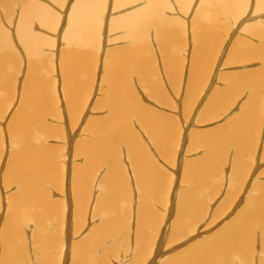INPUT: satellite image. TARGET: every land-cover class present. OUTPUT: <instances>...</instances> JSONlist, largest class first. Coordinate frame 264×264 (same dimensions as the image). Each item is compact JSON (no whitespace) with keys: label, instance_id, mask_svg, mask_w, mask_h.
<instances>
[{"label":"bare ground","instance_id":"bare-ground-1","mask_svg":"<svg viewBox=\"0 0 264 264\" xmlns=\"http://www.w3.org/2000/svg\"><path fill=\"white\" fill-rule=\"evenodd\" d=\"M49 1L0 0V113L10 98L12 102L15 99L16 95L13 93L15 88H18L19 80L21 83L19 87L22 86L17 96V99H20L18 106L15 111L13 110L14 113L6 118L8 132L11 134L16 132L18 135L17 138L10 136L11 143L20 144L21 149L11 153L6 175L0 176L1 197L3 185L9 188L17 187L12 189L14 193L10 192L11 194L7 195L8 213L4 222H0V239L2 240L0 264H32V261L35 264H55L54 253L52 256L45 253L43 257L36 252L32 253L31 243L25 239V228L21 219H30L29 217L32 216L35 217V221L36 218L42 220L45 211L48 213L50 209L58 210L64 207L53 198L52 194L53 189L61 187L59 183L62 180L59 178L64 177L63 172L70 175V188L73 194L70 196L76 201L74 210L78 217L77 227H81L82 224H79L83 221L84 215L88 218L87 215L92 212L97 221L98 218L100 219L98 225L94 224L89 234L72 244L71 264H114L111 253L114 249L117 250L115 247L119 245L118 240L121 236L123 237V248H126L129 241L128 227L126 229L120 226L129 215L123 211L128 210L130 213L133 209L136 211L135 231H133L135 247L132 254L133 260L128 264L144 262L146 264H251V259L253 261L254 258L257 264H264L262 256L264 246L261 243L262 248L259 250L257 246V242L264 237V181L253 186L252 197L248 198L246 206L239 209L234 218L227 220L211 234L196 239L161 261V257L169 251L162 249L165 239L160 237V230L158 231L161 228V214L157 209L159 207L163 209L168 202L165 194L168 177L167 172L160 168L161 166L159 167L154 158L149 138L152 139L155 153L169 160L173 149L172 143L178 135V126L170 117L167 118L157 112L147 102L143 103L140 97H144L145 101L152 99L144 94L141 96L139 90L142 85L148 86L151 82L150 66L155 62L154 58L156 61L160 59L154 55L155 52L153 54V51L161 50L166 57L164 63L166 78L171 83L179 82L180 84L183 81L186 77V69H183L186 68L185 65L188 64V70H195L197 75L194 78L198 80L197 83L190 79L196 83L195 87L191 86L193 83L190 84L191 88L187 85L191 98H194L201 84L206 86V83L212 82L214 70L209 73L211 75L209 79L206 77L211 67L209 64H211L210 61L215 64V59L220 57L221 51L215 50L216 40L210 35L213 27L215 28L219 19L223 24L225 20H234L233 18L244 13L246 9L253 10L250 20L253 19L254 22L249 25L248 19L244 28L249 29L250 34L259 36L260 40L257 45L249 42V54L242 51L241 55H237L239 53L236 51L237 54H234V57L235 62L245 57H249V60L260 57L263 65L258 70H256L257 67L252 72H246L247 75L237 74L238 72L235 75L229 74L230 87L215 90L211 94L209 101L217 103L221 100V105L224 106L226 101V104L231 103V96L235 99L239 96L238 94H244L243 92L248 89L246 92L248 100L237 110L241 115L233 119L234 128L231 131L228 128L231 136L229 133L226 137L224 134L219 137L214 135L215 133L208 136L195 133V140L206 144V152L202 158L185 164L184 180L192 186L194 191L178 193L180 198L179 201L177 200V220L173 223L175 229L173 228L174 232L171 234L173 238H177L186 229L194 226L197 220L199 223V219L205 217L206 210L204 211L203 207L207 208L208 199L203 198L202 193L211 182L210 175L214 172L213 167L218 165L217 161H222L224 156L232 157L237 165L236 162L242 155L249 153L251 148L257 145L253 144V147L249 145V140L253 137L249 133L251 128L249 126L252 125L251 119L254 116L253 113H249L252 110V105L249 107V97L258 99L255 103L259 109L260 102L257 94L264 89V0H73L71 4L65 0H52V4H59L56 9ZM191 2H194L191 8L195 7L192 9L193 15L185 22L175 15V11H184L183 8L190 6ZM67 3L70 6L62 26L61 16L66 11ZM177 3L182 5L181 10L177 8ZM63 5L65 8L62 12ZM104 10H107L106 15ZM108 12L109 18H107ZM187 26L189 30L194 31L197 41L190 63L184 56L178 54V58L175 55L176 43L181 36H184ZM53 31L57 35H62L60 49L57 35ZM105 35H109L105 42L106 44L108 41L106 48ZM113 40L116 43H113ZM219 49L222 47L220 46ZM58 50L57 68L54 57ZM102 50L104 55L100 61L103 65L100 92L103 91V95L96 97L89 108L92 113L100 112L101 116L90 117L80 132V135L84 137L78 138L71 144L73 131L84 119L85 109L88 108L95 89H99L97 83L101 68L98 62L100 57L102 58ZM43 71L50 74V77L47 75L49 80L45 79ZM19 73L23 74V77L19 76ZM203 74H206L204 78H202ZM205 77L208 81H205ZM151 93L153 99H158L162 98L164 91L159 83H155L152 85ZM235 95L237 96L234 97ZM165 97L169 100L167 96ZM163 101L165 102L164 99ZM255 103L253 104L256 105ZM4 115L6 117V114ZM133 120L136 126H139L140 122L142 129L148 131L150 136L145 132L140 135H147V137L137 136L139 133L134 134L133 128L131 129ZM136 120L139 122L137 123ZM39 128L40 132H38ZM186 128L188 129V126ZM41 139L43 145L37 141ZM48 141L69 143L71 147L74 145L73 157L81 162H75L72 166L68 165V169L60 165L65 169L62 168L64 171L61 168L58 169L60 157L56 153L57 146L47 145ZM145 141L149 143V148L144 145ZM124 143L127 145L121 147ZM230 143L236 148L230 151L231 156H228L226 152L232 146ZM42 146H44L43 150H41ZM245 162H247L246 159ZM247 164L250 166L251 163ZM249 166H247L248 171H251ZM104 169V174L97 178L96 176H99ZM115 169H118L117 176L113 174ZM263 172L264 170L262 174ZM19 176L20 178L16 179ZM96 178L103 182L102 186L99 185L100 191L95 190ZM15 183L19 184L15 186ZM134 196L138 197L137 200ZM124 198L129 201V205H123L121 200ZM237 198L239 200V197ZM4 200L5 198H0V215L1 208L5 204ZM221 209L224 208L221 207ZM110 212H114L115 215L113 213L110 215ZM55 220L52 223L57 227L59 223H55ZM68 228L67 224V231ZM49 229L51 232V228ZM35 230L32 240L37 239L41 242L42 235H38L39 231L36 228ZM162 231L161 235L164 233ZM54 237L49 234L46 238L48 240L41 242L43 247L46 246V249L47 246L59 247L57 240L60 239ZM111 237L115 242L110 241ZM156 237L157 246L153 250L151 244ZM37 240L36 242H39ZM262 242L264 244L263 240ZM61 244L63 245V239L60 241ZM118 252L120 250H117Z\"/></svg>","mask_w":264,"mask_h":264},{"label":"rangeland","instance_id":"rangeland-1","mask_svg":"<svg viewBox=\"0 0 264 264\" xmlns=\"http://www.w3.org/2000/svg\"><path fill=\"white\" fill-rule=\"evenodd\" d=\"M51 1L52 0L49 1L51 6L54 9H56V6L59 4H55V3L52 4L53 2H51ZM194 1H196V0H194ZM65 2H68V3L70 2L69 4H71L73 2V0H65ZM68 3L66 4V6H67L66 11L63 12L65 5H63V7H61L62 12H63L62 16H61V18H63L62 26L66 21V19H65L66 13L68 12V7L70 6ZM191 3L192 4H190V6H186V8H183L184 11L181 10L182 5H179L180 3H177V8H179L181 11L176 10L175 15L179 16V19H182L185 22L190 20L191 16L193 15L192 9L195 8V7L191 8V6L193 5L194 2H191ZM251 11H253V10L246 9L244 11V13L238 15V17H236V18H233L234 20H230V19H229L230 21L225 20L226 22L224 21L223 24L221 23V21L219 19L215 28L213 27V30L210 33V35L212 36V38H214L216 40L214 46H215V50L217 52H218V50L221 51V52H219L220 57H219V59L218 58L215 59V64L214 63L212 64V61H210L211 64H209V65H211V67L209 68L208 74L206 77L209 79L211 77V75L209 73H211L214 70L213 72H215V73H214L213 78H212L213 83L211 81H209V82H211L210 86H208L209 82L205 84L206 86H202V84H201V86L199 88L200 90L198 91L199 93L197 92V94L194 98H191V95L189 93V91H190L189 86H190V84L193 83L194 86H193V84L191 86L195 87V85L198 81L196 78H194L197 75L195 73V70L190 71V70H188L189 69L188 64L185 65L184 67H186V68H183V69H186V72H185L186 77H184L183 81L181 82L182 84L181 83L179 84V82L171 83L166 78V70H165V64H164L166 57H165L163 51H161V50L153 51V54L155 52L154 55H157V58L160 57V59L156 61V59L154 58L155 62H153L150 66V69L153 72L152 73L150 71L151 74H149V76L151 77L150 78L151 82H149L148 86H145V85L141 86L140 85L141 88L139 90H140L141 96L145 95L149 99H152V100L145 101L146 99H143L144 97H140V95H139L142 102L143 103L147 102L157 112L162 113L167 118L170 117L171 120H173L177 123L178 130H179V131L177 130V133H178L177 138L175 137V140L172 143L173 149L171 151L170 159L169 160L167 159L168 161L165 160L164 158H162L159 153H155L156 150H155V147L153 146L152 139L149 138V140L152 144L151 151L154 153V158L156 159L159 167L161 166L160 168H162L165 172H167V177H168L167 178L168 186H167V189L165 191L168 202L166 205L163 206L164 207L163 209H162V207H159L160 210L157 209L161 214V220H160L161 221L160 222L161 228L158 229V231L160 230V237L162 236V238L165 239V242L163 244V248L162 247L161 248L163 250L169 251L161 257V261L163 259H165L166 257H168V256L178 252L179 250L185 248V246H187V244L189 245L191 242L195 241L196 239H198L200 237L202 238L205 235L211 234L212 232H214L215 230L220 228L227 220H229L230 218H234L237 211L241 208L243 209L246 206L247 201H249L248 198H250V196L254 193V191H252V190H254L253 189L255 187L254 185H257L261 181H264V172L262 174V171L264 170V158H260V157H264V155H263V153H264V151H263L264 150V102H263L264 101V89H262L257 94V96L259 95L258 98H259V102H260V103L258 102L259 106H260L259 109L257 108L258 106L256 104L258 99L254 98V97L251 98L252 96L249 97V99H250L249 107L252 105L251 106L252 110L249 113L254 114L253 118L251 119V120H253L252 125L249 126V127H251V128H249V130H250L249 133H251L250 134L251 137L253 136L249 140V142H250L249 145H251L252 147H253V144H255V145L257 144V145L255 147L251 148L249 153H244L242 155L241 159H239V161L236 162L237 165H235V161L232 159V157L224 156L222 161L221 160L217 161L218 165L213 167L214 172L210 175V179H211L210 181L211 182L207 184V186L204 188V193H202L203 198L208 199L207 200L208 201L207 208L203 207L204 211L206 210L205 211V214H206L205 217L201 218L202 221H201V219H199V223L197 220L195 222L194 226L190 227L189 229H186L182 234H180V236L178 235L177 238H173L174 236L171 235L175 229L173 226V223H175L177 220V216H176L177 215V202L179 201L178 199L180 198V195L178 193L181 192V193L185 194V193H192L194 191L192 186L189 185V183H187L184 180L185 164L188 161L198 160V159L202 158V156H204V154L206 152V144H203L200 141L197 142L194 138L195 133L197 132L200 135H206V136H208V134L215 133L214 135H218L219 137L220 136L222 137L224 135L226 137L228 135L229 131H231L234 128L232 126L233 119H235L240 114L237 110H239L241 108L240 107L241 104L247 103L246 101L248 100V98H247L248 94L246 93V92H248V89H246L245 92H243L245 95L244 94H238L239 96L235 95L234 97L237 96L235 99L233 98V96H231L232 97L231 103L226 104L227 103V101H226L224 103V106L221 105L222 104V102H220L221 100L217 101V103H212L211 101H209L210 97L212 96L211 94H213V91H215V90L226 89V88L230 87L231 78L228 76L229 74L235 75L236 72H238L237 74L244 73L245 75H247L249 72H252L253 69L258 67L256 69V70H258L263 65V63L260 60L261 59L260 57H255L251 60H249V57H245L241 61L235 62L236 58L234 57V54H237V52H238L239 54H237V55H241L240 52H242V51H243V53L249 54V42L250 43L252 42L251 43L252 45H257L258 41L260 40L259 36H256L254 34H250L249 29L244 28L245 24H247L246 21L248 19H249V25L254 22L253 19L250 20L252 17L250 15H253V13H251ZM106 12H107V10L106 11L104 10L105 15H106ZM248 12H250V13H248ZM109 17H110V13L108 12L107 18H109ZM0 18H1V16H0ZM104 19H105V17H104ZM229 25H231V26H229ZM225 28H227V29H225ZM233 30L235 33L233 32ZM54 33L57 35L56 32H54ZM215 34H216V38H215ZM195 36L196 35H195L194 31L189 30V26H187V31L184 32V36H181L179 38V41L177 40L178 42L176 43L177 49H176L175 55L177 57H178V54H180L181 56H184L185 59L187 61H189V63H190V60L192 58L191 55H192V53H193V51L197 45V43H196L197 41H196ZM56 37H57V40L59 42L58 46L60 49L62 46V43L60 40V38H62V35L59 34ZM107 37L109 38V35L108 36L105 35L104 44L106 42ZM217 37H219L220 39ZM176 39L177 38H175V40ZM219 41H220V43H218ZM107 43H108V41H107ZM113 43H116V41L113 40ZM106 44H105V48L108 46ZM220 46L222 47V49H219ZM241 47H243L244 49H242ZM102 52H103V50L101 51V53ZM217 52L214 54L215 58H216ZM56 54L58 56L56 55L54 58H55L56 67L58 68L57 63H58V59H59V50H58V53H56ZM103 55L104 54L102 53V58L100 57L99 62H98L100 64L99 68H101V69H99L100 79L98 78V83H97L98 84L97 86H99L98 87L99 89H95V92L92 94L93 97L91 99V102H89L90 104H89L88 108L85 109L86 112L84 111L85 117H83L84 119L81 120L82 122L80 121L82 125L78 124L77 127L75 128L76 131L75 130H74L75 132L73 131L74 136H73V139L70 141L71 144L75 143V141L78 138L84 137L83 135H80V132L82 130V127L83 126L85 127V124H87L90 117L94 116L97 118V117L101 116V115H99L100 112H93L92 113L89 108H90V106H92L91 103H94V100L96 97L103 95V91L100 92V89H102V84L100 81H101V75L103 73V71H102L103 65H102V62H100V61H102ZM228 59H229V61H228ZM218 60H219V62H218ZM217 66H218V68H217ZM219 67H220V69H219ZM157 71H158V73H157ZM246 72H248V73H246ZM21 75L23 77V74H21ZM21 75L19 73V76H21ZM43 75H44L46 80H49L50 74H46L43 71ZM205 75L206 74H203L202 78H204ZM188 76L190 78H188ZM206 77H205V81H208V79H206ZM190 79L194 80L196 83H194V81H192ZM155 83H159L161 85V88L164 91L162 98L153 99L151 97L152 85ZM20 84L21 83L19 80L18 81V88L17 89L15 88V91L13 93V95H16L13 102H12V99L10 98V101L5 105L3 111L0 113V127H1V131H0V153L2 150V153L0 154V170H1L0 176L6 175V170H7L8 165H9L11 153L16 152L18 149H21L20 144H18L16 142L11 143L12 141L10 140L11 139L10 136L12 135L13 137L17 138L18 135L16 134V132H13L12 134L9 133L8 129H7V124H6L7 120H8L6 118H9V116H11L14 113L15 109L17 108L16 106H18L17 105L19 103L18 101H20V99H17L18 92L21 91V87H22V86L19 87ZM187 85H189V86H187ZM191 86H190V88H191ZM144 87H145V89H144ZM141 89H143V90H141ZM97 90H99V91H97ZM192 90H193V88H192ZM201 90L203 92L205 90L206 93L205 92H204L205 94L202 93ZM250 92H251V87L249 85V93ZM4 95H6V94H4ZM261 95H262V97H261ZM165 96H167L169 98V100ZM183 97H185V98H183ZM163 99L165 100V102L163 101ZM171 100H172V103H170ZM167 101H169V102H167ZM250 102H252V103L250 104ZM253 103H255L256 105H254ZM176 105L178 107H176ZM255 106L258 109L257 112H259V114L256 112ZM62 107L63 106L61 104L60 108L62 109ZM253 109H255V110H253ZM213 110H215V111H213ZM3 114H6V117H5V115L3 116ZM136 121H137V123L139 122L138 120H136ZM192 121H194L195 123ZM132 122L133 123L131 124V129L133 128L132 131L134 134L137 135L139 133V135H137V136H141L140 134L145 132L147 135L150 136V134H148L149 133L148 131H145L144 128L142 129V127H141L142 125L140 122L138 123L141 125V126L139 125L140 127L138 125L137 126L135 125V120H133ZM253 124H255V125L253 126ZM193 125H195V126L193 127ZM187 126H188V129L186 128ZM228 128H229V131H228ZM40 131H41V129L39 128L38 132H40ZM147 135H144L141 137H147ZM230 136H231V134H230ZM124 137H125V135H124ZM42 139H43V137H42ZM42 139L37 140L38 142H41L40 145L44 144ZM254 140L257 142H255ZM124 141L126 142V140H124ZM228 141H229V139H228ZM63 143L64 142H59V141H48L47 142V145L54 144L60 149V150H58V148L56 147V149H57L56 153H58V155L57 154L56 155L58 157H60V159H59L60 164H57V168L58 169L61 168V170L64 169L62 166H64L65 169H68V165L72 166L75 162H77V163L81 162V160L74 159V157H73L74 145H73V147H71L69 143H66V144L65 143L63 144ZM3 145L5 147H3ZM63 145H65V146H63ZM125 145H127V143L122 144L121 147H125ZM144 145H146L149 148V143H146V141H145ZM230 145H232V144L230 143ZM59 146H61V147H59ZM230 148L226 152L227 153L226 155H228V156H231L230 151H234L236 146L234 147V145H232ZM43 149H44V146H42L41 150H43ZM119 154L122 156V154L120 152H119ZM261 154L263 156H261ZM248 158H250V159L252 158V159L249 160ZM245 159L247 162H245ZM247 163H251L254 166L250 164V166H251L250 167L249 164H247ZM60 165H62V166H60ZM240 166H242V167L240 168ZM247 166H249L251 171H248L249 169ZM226 169H228V170H226ZM117 170L118 169H115V172H113V174L115 176L118 175V173L116 172ZM104 171H105V169L103 170V172L99 176H96V177L99 178L102 174H104ZM63 173H64V177H62V179L59 178L60 180H62V182L60 181L59 186H61V187L63 186L65 189L63 187H62V189H61V187H57V188L53 189L54 191H52V194H53V198L58 200L59 204H61V206L64 205V207L62 206L61 209L59 208L58 210L50 209V211L48 210V213L45 211V215L43 216L44 219L42 218V220L36 218V221H35L34 220L35 217H32V216L29 217L30 219H25V220L21 219V223L23 224V228H25L24 229L25 230V239H27L28 242L31 243L32 253L36 252L41 257H43V254H45V253H48V256L49 255L52 256L54 253L53 256H54L55 264H71V260H72V248L71 247H72V244L80 241L82 238H84V236L89 234L90 230L94 227V224L96 226V225H98V223L100 221L99 218L97 221V219L95 217H93V212H92V213L87 215L88 218H86V216L84 215V217L82 219L83 221H81V223L79 224V225L82 224L81 225L82 229L79 226L77 227L78 217H77L76 212L74 210L76 207V204H75L76 201H75L74 197H72L73 194L71 193L70 181H69L70 175L66 172H63ZM130 176L131 175H129V177ZM18 178H20V176L17 177L16 179H18ZM97 178L95 180V181H97V185L95 187V190L100 191L101 189H99V185L102 186L103 182L101 179L99 181V179H97ZM131 178L133 179L132 176H131ZM237 179H239V180H237ZM248 180H249V182H248ZM50 183H52V181ZM17 184H19V183H15V186ZM234 186H235V189H234ZM13 188L15 189L17 187H10L9 188V187H5L3 185V188L1 190L2 197L0 196V198L1 199L5 198V200H4L5 204H3L2 208H1L0 222H4V220H5L4 218H6V216H7V213H8V208H6V204H7V200H8L7 195L9 196V194L14 193V192H12ZM70 195H72V196H70ZM237 197H239V200ZM134 198L137 200L138 197L134 196ZM59 199H61V200H59ZM122 200H121V202L123 203L124 206L126 204L129 205V203H128L129 201L126 198H124ZM61 201L62 202L64 201V203H62ZM172 203H173V205H172ZM234 203H235V205H234ZM249 205H250V202H249ZM221 207H223L224 209H221ZM70 208H71V210H70ZM61 210H62V212H61ZM4 211H5V213H4ZM66 211H67V213H66ZM49 212H51V214ZM55 212H58L57 213L58 215ZM120 212H121V210H120ZM112 213H113V215H115L114 212H110V215H112ZM123 213H125L126 215L129 214L126 218L127 221L125 220L124 222H122V225L120 224L121 228L127 229V227H128L129 232H128L127 238L129 241H128V244L126 245V248H123V245H122V242L124 243L123 237L121 236V238L118 240L119 245H116L115 248L118 251L120 250V252H118L119 254L117 253V250L115 251V249L111 253V258L113 259L114 264H128L133 260L132 254H133V250L135 247L133 244V238H134L133 231H135L134 224H135V219H136V211L133 209L129 213L128 210H125V212L123 211ZM213 213H214V216H213ZM66 214H68V215H66ZM62 215H63V217H62ZM211 215H212V217H211ZM54 216H55V218H54ZM38 220H41V221L38 222ZM54 220H55V223H59V224H57L59 227L57 225H56L57 227L54 226L55 225V224H53ZM84 220H86V221L84 222ZM52 221H53V223H52ZM167 221H169V222H167ZM166 222H167V224H166ZM67 224L69 227L68 231L66 229ZM125 224H128V225L126 226ZM44 225L47 227H45ZM69 225L70 226L72 225V227H70ZM162 225L164 228L162 227ZM35 228L39 231L38 235H40V234L42 235V236L40 235L42 237V241L48 240L46 238H48L49 234H50V236H55L54 237L55 239H60V240H57L59 242L58 243L59 247L51 248L50 246H47L48 248L46 249L45 248L46 246L43 247V243H41L42 241L40 242L39 240L36 239L37 241H39V242H36L35 239L32 240L33 232L36 231ZM39 228L42 230H40ZM49 228H51V230H52L51 232H50ZM58 228L60 229L59 231H58ZM70 228H71V232H70ZM77 229H79V230L81 229V230L78 232ZM43 230L46 231V232L44 231L45 234H44ZM73 230H74V232H73ZM75 231H77V232H75ZM161 231L164 232V233H162V235H161ZM188 231H190V232H188ZM51 233H52V235H51ZM187 233H189V234H187ZM54 234H56L57 236ZM58 234H59V236H58ZM175 236H177V235H175ZM62 239H63V245L61 244L62 245L61 246L60 241ZM167 239H168V241H170V243L167 241ZM262 240L264 241V237L262 238ZM262 240L257 242L258 250L260 248H262V245L264 246ZM110 241H114L112 237L110 238ZM156 241H157V237H156L155 241L151 244V248L153 250H155V248L157 246ZM261 243H262V245H261ZM39 244H40V246H39ZM1 246H2V240L0 239V247ZM0 250H2V248H0ZM54 250H55V252L51 253V251H54ZM262 256L264 257V252L262 253ZM70 258H71V260H70ZM238 259H240V257ZM253 261L251 259V262H252L251 264H257L256 258H254ZM32 264H35V262L32 261ZM143 264H146V263L144 262Z\"/></svg>","mask_w":264,"mask_h":264}]
</instances>
